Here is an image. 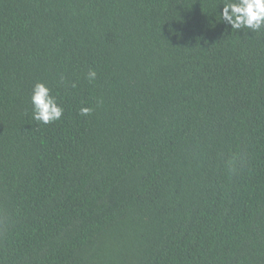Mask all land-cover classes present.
<instances>
[{"label": "trees", "instance_id": "16d2710c", "mask_svg": "<svg viewBox=\"0 0 264 264\" xmlns=\"http://www.w3.org/2000/svg\"><path fill=\"white\" fill-rule=\"evenodd\" d=\"M225 2L0 0V264H264V27Z\"/></svg>", "mask_w": 264, "mask_h": 264}, {"label": "clouds", "instance_id": "9594fccd", "mask_svg": "<svg viewBox=\"0 0 264 264\" xmlns=\"http://www.w3.org/2000/svg\"><path fill=\"white\" fill-rule=\"evenodd\" d=\"M220 14L231 29L246 27L257 31L264 27V0H226ZM96 75L95 70H90L88 79L94 80ZM31 104L33 119L43 124L59 120L64 113L63 106L57 102L50 88L43 82L35 83ZM92 111L91 107L80 108V114L84 116Z\"/></svg>", "mask_w": 264, "mask_h": 264}]
</instances>
